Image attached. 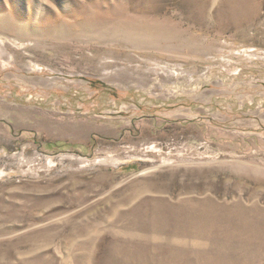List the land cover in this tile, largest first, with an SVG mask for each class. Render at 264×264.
<instances>
[{"label": "rangeland", "instance_id": "obj_1", "mask_svg": "<svg viewBox=\"0 0 264 264\" xmlns=\"http://www.w3.org/2000/svg\"><path fill=\"white\" fill-rule=\"evenodd\" d=\"M0 264H264V0H0Z\"/></svg>", "mask_w": 264, "mask_h": 264}]
</instances>
